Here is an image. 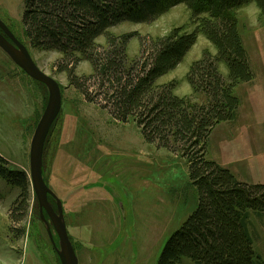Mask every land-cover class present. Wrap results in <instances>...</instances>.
I'll list each match as a JSON object with an SVG mask.
<instances>
[{
	"label": "rangeland",
	"instance_id": "obj_1",
	"mask_svg": "<svg viewBox=\"0 0 264 264\" xmlns=\"http://www.w3.org/2000/svg\"><path fill=\"white\" fill-rule=\"evenodd\" d=\"M28 1L0 0V18L28 46L38 66L61 86L62 109L48 134L43 173L62 200L79 264H158L167 242L199 206L189 164L179 153L148 143L133 120L123 122L112 115L107 86L93 77L89 62L82 61L75 71L82 92L58 70V52L31 46L23 26ZM235 15L255 79L236 87L241 101L238 116L214 129L207 154L208 160L230 170L236 165L245 168L235 159L236 148L259 150L253 152L256 164L264 167V16L254 2L237 9ZM176 27L195 31L191 12L183 3L153 22H125L111 32L138 33L144 38L130 40L131 62L142 57L151 38ZM99 42L105 44V38ZM205 50L216 53L215 46L200 34L184 60L158 83L175 80V95L190 96L195 104L207 103L204 94L193 95L187 79L191 65ZM220 71L228 76L224 64ZM47 101L46 86L28 76L0 48V154L29 175L31 140ZM249 175L264 184V168ZM20 193L0 178V264H59L32 185L23 218L14 207ZM249 226L256 250L264 255V216L252 212ZM52 233L58 244L53 226ZM182 264L194 262L184 258Z\"/></svg>",
	"mask_w": 264,
	"mask_h": 264
},
{
	"label": "trees",
	"instance_id": "obj_2",
	"mask_svg": "<svg viewBox=\"0 0 264 264\" xmlns=\"http://www.w3.org/2000/svg\"><path fill=\"white\" fill-rule=\"evenodd\" d=\"M252 2L264 16V0L27 3L24 34L33 48L58 52V70L65 72L70 84L81 91L75 71L82 61L89 62L93 77L107 86L106 100L112 115L123 122L133 120L148 143L179 153L187 160L199 191V206L167 242L158 264H182L184 258L194 264H264L249 226L252 212L264 216V184L241 181L230 169L207 159L214 129L238 116L241 101L236 87L255 79L235 15L237 9ZM182 3L191 12L195 31L187 33L183 27H176L164 36L153 37L142 57L129 62L130 40L144 38L138 33L116 35L111 28L125 22H153ZM200 34L215 46L216 53L205 50L202 58L191 65L187 79L193 95H205V104L193 103L190 96L175 95V80L158 83L178 67ZM103 37L105 44L99 42ZM220 64L227 67V77L220 71ZM0 178L21 191L14 207L21 210L23 218L32 185L29 173L9 165L0 154ZM49 199L56 207L55 200ZM56 258L61 264L57 253Z\"/></svg>",
	"mask_w": 264,
	"mask_h": 264
},
{
	"label": "water",
	"instance_id": "obj_3",
	"mask_svg": "<svg viewBox=\"0 0 264 264\" xmlns=\"http://www.w3.org/2000/svg\"><path fill=\"white\" fill-rule=\"evenodd\" d=\"M0 48L32 79L44 84L48 90L47 105L34 130L30 145V176L34 193L39 201L41 219L52 240L61 264H79V259L73 242L68 233L62 200L47 184L43 173V156L48 134L59 116L63 97L60 83L43 71L35 62L28 46L23 43L8 25L0 18ZM55 198L57 210L52 206L49 197ZM47 212L50 222L46 219ZM58 235V245L55 244L52 226Z\"/></svg>",
	"mask_w": 264,
	"mask_h": 264
},
{
	"label": "crops",
	"instance_id": "obj_4",
	"mask_svg": "<svg viewBox=\"0 0 264 264\" xmlns=\"http://www.w3.org/2000/svg\"><path fill=\"white\" fill-rule=\"evenodd\" d=\"M249 148L252 152L246 149L236 148L237 156L235 157V159H237L238 162L242 161L245 164V168L243 169L242 167H238L236 165L232 167L231 170L241 181L248 182V183H259V181L257 180L258 179L257 176H253V177L250 175L248 176V173L250 171L256 172L259 169L264 168V167L257 166L256 164V159H255L253 152L258 153L259 150L256 151V150H253L251 147ZM261 164L264 166V159H262ZM262 256L264 257V255Z\"/></svg>",
	"mask_w": 264,
	"mask_h": 264
},
{
	"label": "flooded vegetation",
	"instance_id": "obj_5",
	"mask_svg": "<svg viewBox=\"0 0 264 264\" xmlns=\"http://www.w3.org/2000/svg\"><path fill=\"white\" fill-rule=\"evenodd\" d=\"M4 21V20H3ZM6 23V22H5ZM9 27V26H8ZM10 28V27H9ZM11 29V28H10ZM12 30V29H11ZM0 31L2 32V33H4L1 29H0ZM50 197H52V196H50ZM54 200H55V198L54 197H52ZM55 202H56V200H55ZM52 204V203H51ZM52 206H53V204H52ZM54 207V206H53ZM55 208V210H57V205H56V207H54ZM46 214H47V212H46ZM47 216H48V218H49V215L47 214ZM49 220H50V218H49ZM54 249H55V246H54ZM55 251H56V249H55Z\"/></svg>",
	"mask_w": 264,
	"mask_h": 264
}]
</instances>
